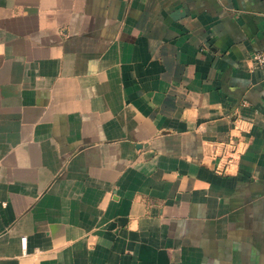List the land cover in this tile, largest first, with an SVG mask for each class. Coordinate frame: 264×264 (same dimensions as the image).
<instances>
[{"label":"crops","instance_id":"obj_1","mask_svg":"<svg viewBox=\"0 0 264 264\" xmlns=\"http://www.w3.org/2000/svg\"><path fill=\"white\" fill-rule=\"evenodd\" d=\"M257 52L264 0H0V264H264Z\"/></svg>","mask_w":264,"mask_h":264},{"label":"built area","instance_id":"obj_2","mask_svg":"<svg viewBox=\"0 0 264 264\" xmlns=\"http://www.w3.org/2000/svg\"><path fill=\"white\" fill-rule=\"evenodd\" d=\"M256 59L262 64L264 68V52H257L255 55ZM223 149L217 153V156L228 163L232 158L238 157L240 155V150H239V142L235 139L230 138L229 141L224 142L223 144ZM21 243H22V249L24 253L27 252V236H22L21 238Z\"/></svg>","mask_w":264,"mask_h":264}]
</instances>
